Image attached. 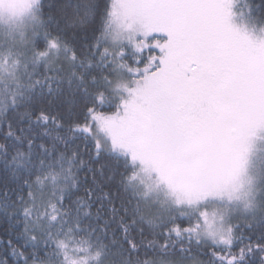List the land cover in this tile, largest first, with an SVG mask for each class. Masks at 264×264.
I'll use <instances>...</instances> for the list:
<instances>
[{"label":"snow or ice","instance_id":"1","mask_svg":"<svg viewBox=\"0 0 264 264\" xmlns=\"http://www.w3.org/2000/svg\"><path fill=\"white\" fill-rule=\"evenodd\" d=\"M0 264H264V0H0Z\"/></svg>","mask_w":264,"mask_h":264}]
</instances>
